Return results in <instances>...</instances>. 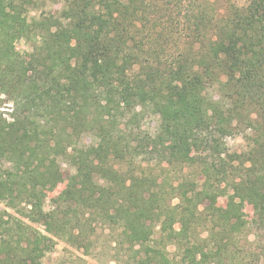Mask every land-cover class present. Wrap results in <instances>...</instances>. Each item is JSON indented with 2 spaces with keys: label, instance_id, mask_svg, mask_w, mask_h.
<instances>
[{
  "label": "trees",
  "instance_id": "1",
  "mask_svg": "<svg viewBox=\"0 0 264 264\" xmlns=\"http://www.w3.org/2000/svg\"><path fill=\"white\" fill-rule=\"evenodd\" d=\"M52 1L0 0V264H263L264 0Z\"/></svg>",
  "mask_w": 264,
  "mask_h": 264
},
{
  "label": "rangeland",
  "instance_id": "2",
  "mask_svg": "<svg viewBox=\"0 0 264 264\" xmlns=\"http://www.w3.org/2000/svg\"><path fill=\"white\" fill-rule=\"evenodd\" d=\"M238 3H243L244 0H236ZM61 3L58 1H52V0H38V6L35 9H30L27 13L28 18H31L32 16H39L43 14L48 13H54L58 12L60 10ZM14 45L17 50L20 52H28L31 50V43L23 38H18L14 40ZM218 89L216 87H212L210 89V94H213V96L217 97V91ZM3 102L1 103L0 111L4 113V116L7 117V112H9L11 104L10 101L6 99L5 96H2ZM138 123L140 124L141 128L152 131L154 127L157 124V117L154 115H145L143 118L138 120ZM84 143H91L92 137L91 136H84ZM226 143L228 148L231 151H241L245 148V139L242 133L235 134L232 136H229L226 138ZM143 162L142 164H144ZM62 168L67 172L71 173L74 171L71 167L66 165L65 163L62 164ZM66 180L63 182H60L57 184V186L49 192L48 197L45 200V208L48 207L50 204V197L55 196L65 185ZM176 200H174L175 202ZM220 203L224 205L225 203L222 202L221 199H219ZM4 208V204L0 202V209ZM244 210L246 213H249L251 215V207L247 204L244 206ZM96 237L98 238L97 242L99 244V247H97V251L93 254H84L82 252V249H76L75 247L70 246L69 244L65 243L63 240H57L54 244L53 248L48 251L44 257V262L46 264H107L109 262V254H108V245H107V238H106V230L105 226L104 228L100 225H96ZM250 239H252L250 237ZM109 243V242H108ZM169 251L173 250V246L168 247ZM263 264H264V254L261 258Z\"/></svg>",
  "mask_w": 264,
  "mask_h": 264
}]
</instances>
